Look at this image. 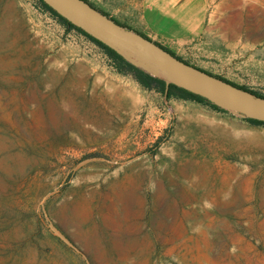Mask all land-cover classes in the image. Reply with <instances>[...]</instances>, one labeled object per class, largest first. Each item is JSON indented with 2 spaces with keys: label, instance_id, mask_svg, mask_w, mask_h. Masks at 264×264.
<instances>
[{
  "label": "rangeland",
  "instance_id": "obj_1",
  "mask_svg": "<svg viewBox=\"0 0 264 264\" xmlns=\"http://www.w3.org/2000/svg\"><path fill=\"white\" fill-rule=\"evenodd\" d=\"M240 1L260 77L243 85L264 94V0ZM105 55L37 0H0V264H264V125Z\"/></svg>",
  "mask_w": 264,
  "mask_h": 264
},
{
  "label": "crops",
  "instance_id": "obj_2",
  "mask_svg": "<svg viewBox=\"0 0 264 264\" xmlns=\"http://www.w3.org/2000/svg\"><path fill=\"white\" fill-rule=\"evenodd\" d=\"M88 2L213 75L232 77L228 79L239 85L255 84L260 78L251 71L258 61L252 55L256 53L257 22L250 18V12L242 10L240 0Z\"/></svg>",
  "mask_w": 264,
  "mask_h": 264
},
{
  "label": "water",
  "instance_id": "obj_3",
  "mask_svg": "<svg viewBox=\"0 0 264 264\" xmlns=\"http://www.w3.org/2000/svg\"><path fill=\"white\" fill-rule=\"evenodd\" d=\"M42 1L130 64L162 79L166 86L173 84L199 95L237 117L264 122V97L185 62L146 36L118 23L88 1Z\"/></svg>",
  "mask_w": 264,
  "mask_h": 264
},
{
  "label": "trees",
  "instance_id": "obj_4",
  "mask_svg": "<svg viewBox=\"0 0 264 264\" xmlns=\"http://www.w3.org/2000/svg\"><path fill=\"white\" fill-rule=\"evenodd\" d=\"M86 1H88V0H86ZM37 2H38L39 6L42 9H44L45 11H47L51 15H53L55 18H57L64 26H66L67 29L71 28V29H73V30L85 35L86 37H88L89 39H91L92 41H94L95 43L100 45L105 50V52L109 55V57L113 60V64H114L115 70L118 73H121V74L131 75L132 78L136 82H138L143 88L150 89V90H156V91L160 92L163 96L166 93V97L167 98L175 97V98L184 99V100H192V101H195V102H198V103L206 104V105H208L209 107H211L212 109H214L216 111L223 112V113L226 112V111L218 108L214 104L210 103L208 100H206L205 98H203V97H201L199 95L193 94V93H191V92H189V91H187L185 89H182L180 87H177V86H175L173 84H169L168 86H166L165 82L162 79L150 76L149 74L143 72L142 70L138 69L134 65L130 64L122 56L117 54L114 50H112L108 46L104 45L103 43L99 42L98 40L92 38L91 36L86 34L80 28H77L74 25H72L65 18H63L62 16L57 14L52 8H50L42 0H37ZM166 50H168V49H166ZM185 62H187V61H185ZM219 77L224 79V80H226V81H228V82H230V83H232V84H234V85H236V86H238V87L246 89V90H248V91H250V92H252V93H254V94L258 95V96L264 97V94L256 92V91L248 88L245 85L236 84V83H234V82H232V81H230L228 79H225L222 76H219ZM245 120L250 122V123H253V124L264 125V122H262V121H258V120H254V119H245Z\"/></svg>",
  "mask_w": 264,
  "mask_h": 264
},
{
  "label": "built area",
  "instance_id": "obj_5",
  "mask_svg": "<svg viewBox=\"0 0 264 264\" xmlns=\"http://www.w3.org/2000/svg\"><path fill=\"white\" fill-rule=\"evenodd\" d=\"M83 35V34H82ZM85 36V35H84ZM86 37V36H85ZM105 59H106V62H107V64H108V66L110 67V68H112V69H114L115 70V67H114V64H113V60L109 57V56H107V55H105Z\"/></svg>",
  "mask_w": 264,
  "mask_h": 264
}]
</instances>
